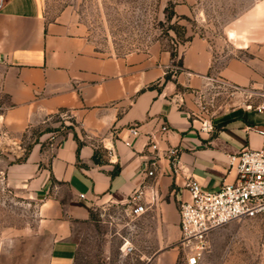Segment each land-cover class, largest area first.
I'll list each match as a JSON object with an SVG mask.
<instances>
[{"label": "crops", "instance_id": "crops-1", "mask_svg": "<svg viewBox=\"0 0 264 264\" xmlns=\"http://www.w3.org/2000/svg\"><path fill=\"white\" fill-rule=\"evenodd\" d=\"M213 60L208 40L200 37L175 51L154 46L107 53L65 15L52 17L46 0H11L0 10V120L18 138L60 112L73 120L65 133H42L24 160L4 171L39 203L49 246L36 264H76L79 228L98 209L128 207L141 187H147L149 209L139 218L154 239L152 258L174 263L188 182L217 191L236 180L229 156L264 151L257 131L264 130V113L254 109L262 100L253 107L239 101L232 107L227 100L231 108L211 119L214 130H202L199 95L211 91L212 79L240 89L264 87V62L234 57L215 78ZM163 124L169 128L164 135ZM133 127L138 138L130 135ZM149 135L159 149L156 166ZM171 147L180 152L182 170L164 156ZM109 148L116 150L115 159Z\"/></svg>", "mask_w": 264, "mask_h": 264}, {"label": "rangeland", "instance_id": "rangeland-1", "mask_svg": "<svg viewBox=\"0 0 264 264\" xmlns=\"http://www.w3.org/2000/svg\"><path fill=\"white\" fill-rule=\"evenodd\" d=\"M46 5L52 17L65 15L110 54L154 46L175 51L200 37L212 48L215 78L216 71L234 57L264 62V0H46ZM263 90L249 86L235 89L234 95L210 91L199 104L197 119L222 114L231 108L225 107L227 100L232 107L237 101L253 107L262 100L257 94ZM72 124L71 116L60 112L47 125L30 127L18 138L1 119L0 264H36L49 246L38 216L39 203L10 183L5 169L24 160L42 133H65ZM147 231L129 207L98 209L92 222L78 230L76 264H159L152 258L154 239ZM125 241L133 245V253L124 251ZM173 264H185L181 251ZM203 264H264V223L235 221L215 231Z\"/></svg>", "mask_w": 264, "mask_h": 264}, {"label": "built area", "instance_id": "built-area-1", "mask_svg": "<svg viewBox=\"0 0 264 264\" xmlns=\"http://www.w3.org/2000/svg\"><path fill=\"white\" fill-rule=\"evenodd\" d=\"M11 0H0V10ZM212 93L235 94L236 86H232L223 80L212 79ZM210 92V91H209ZM209 92H202L199 99L202 103ZM262 101L255 106V111L264 113V90L258 92ZM1 122V120H0ZM202 130H214L211 118L202 120ZM264 136V130H257ZM133 138H138L140 133L137 127L129 130ZM169 132L166 124H163L160 133ZM132 146L130 142H125ZM0 144L2 142L0 141ZM148 148L156 152L152 166L157 165L159 149L152 135L148 136ZM110 159H115L116 150L108 149ZM164 156L170 161L174 170H182L180 152L178 148L171 147L165 151ZM229 165L236 170V180L232 184L224 185L217 191L204 189L197 181L190 180L187 184L190 199L180 205V240L179 249L185 264H203L210 249V237L217 231L235 221L260 219L264 223V151L244 149L237 154L229 156ZM148 177L154 176V171L147 172ZM146 188L135 190L128 200L131 215L139 218L148 212L146 200ZM84 198V196H81ZM152 200H155L152 197ZM124 251L127 254L134 252L133 245L125 241Z\"/></svg>", "mask_w": 264, "mask_h": 264}, {"label": "trees", "instance_id": "trees-1", "mask_svg": "<svg viewBox=\"0 0 264 264\" xmlns=\"http://www.w3.org/2000/svg\"><path fill=\"white\" fill-rule=\"evenodd\" d=\"M175 55H176L175 52H172V56L175 57ZM167 79H169V76H167ZM30 148H31V147H30ZM30 148H29V149H30ZM28 151H29V150H28ZM94 162H95V163H99V160L97 159V153H96L95 156H94ZM115 173H118V168L115 169Z\"/></svg>", "mask_w": 264, "mask_h": 264}]
</instances>
